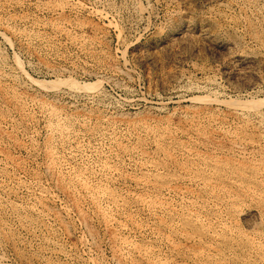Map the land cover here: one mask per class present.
Here are the masks:
<instances>
[{
  "label": "rangeland",
  "instance_id": "rangeland-1",
  "mask_svg": "<svg viewBox=\"0 0 264 264\" xmlns=\"http://www.w3.org/2000/svg\"><path fill=\"white\" fill-rule=\"evenodd\" d=\"M251 8L0 0V264H264Z\"/></svg>",
  "mask_w": 264,
  "mask_h": 264
},
{
  "label": "bare ground",
  "instance_id": "bare-ground-1",
  "mask_svg": "<svg viewBox=\"0 0 264 264\" xmlns=\"http://www.w3.org/2000/svg\"><path fill=\"white\" fill-rule=\"evenodd\" d=\"M263 2H260L259 0H246V3L248 6L252 7L251 9H255V11L258 13V15L260 16V27L262 28V31L264 32V0H262ZM109 2V0H108ZM244 2V1H243ZM111 5V4H110ZM136 7V6H135ZM247 8V7H246ZM248 9V8H247ZM250 9V8H249ZM131 12L133 14L137 13V8H133L131 10ZM252 12V11H251ZM255 13V12H254ZM252 15V14H251ZM247 21V20H246ZM209 25V24H208ZM251 25V27L254 26L253 22H250V24H248V26ZM205 26V25H204ZM255 28V27H254ZM256 29V28H255ZM210 26L207 28H201L199 30V36L200 38L202 39H209V37L211 36L210 35ZM254 34V33H253ZM253 36V35H252ZM257 36V35H256ZM257 56V55H256ZM259 56V55H258ZM263 57V56H262ZM264 58V57H263ZM262 59H257V58H253L250 57V55H244L242 56V59L240 60L242 62V65H241V68L238 69V71L236 73H240V72H246L247 70L251 69L252 66H254L257 62H261ZM245 60V61H243ZM257 68V67H256ZM255 70V69H254ZM60 126V125H59ZM58 128H61V127H58ZM23 222V221H22ZM21 223V222H19ZM22 224V223H21ZM27 225V223H26Z\"/></svg>",
  "mask_w": 264,
  "mask_h": 264
}]
</instances>
